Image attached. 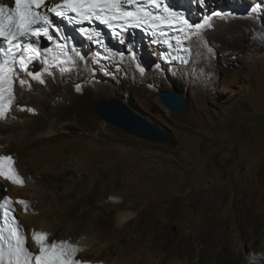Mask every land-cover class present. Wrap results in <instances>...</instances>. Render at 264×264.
<instances>
[{
	"label": "rangeland",
	"instance_id": "374dc122",
	"mask_svg": "<svg viewBox=\"0 0 264 264\" xmlns=\"http://www.w3.org/2000/svg\"><path fill=\"white\" fill-rule=\"evenodd\" d=\"M257 26L264 27V19L235 43L218 44L213 56L209 51L206 71L197 78L195 64L188 70V78V72L176 77L168 74L173 85L157 78L156 69L152 77L158 80L150 88L151 81L128 80L131 74L127 72L121 75L123 81L113 94H101L97 100L87 94V111H81L84 103L75 99L56 114L70 121V129L55 136L51 149L60 161L72 160L61 165L58 174L70 178L77 188L71 197L61 199V205L68 206L81 195L88 182V186H96L89 200L76 204L85 218L64 233L73 236L85 229L107 237L112 248L101 256L103 260L120 257L133 262L144 251L155 264L160 259L175 261L173 250L198 259L212 249L214 263L229 257L227 264H264V35L258 33ZM146 52L149 66L157 68V58L150 50ZM68 85L73 88L72 81L64 84L71 91ZM172 87L185 101L182 114L165 109L157 97L159 91ZM112 98L129 99L135 110L131 109L164 129L175 147L134 137L103 122L96 105ZM50 102L40 107H53ZM42 121L47 119L42 116L38 122ZM7 132H0V136ZM12 138L9 154L18 158L29 174H44L28 167L20 140L13 134ZM78 171L87 177H77ZM64 191L58 189L59 193ZM194 200H199L200 206ZM36 204L42 207L43 201ZM170 209L175 215L163 220L172 246L164 252L138 243L130 250L128 241L145 232L140 223L151 212L161 216ZM115 214L133 217L119 230ZM201 231L206 237L196 235ZM189 232L194 234L188 236Z\"/></svg>",
	"mask_w": 264,
	"mask_h": 264
},
{
	"label": "bare ground",
	"instance_id": "6f19581e",
	"mask_svg": "<svg viewBox=\"0 0 264 264\" xmlns=\"http://www.w3.org/2000/svg\"><path fill=\"white\" fill-rule=\"evenodd\" d=\"M240 1L241 5L226 11L222 17L218 18L219 20L215 22L213 30L196 38L189 61L184 65L173 67L172 70L168 71L167 75L163 73V68L160 64L157 68L153 69L149 66V59L147 60L148 54L146 52L143 54V57L137 56L134 59L127 57L123 61L118 62L114 60L110 64H103L98 68H93L89 59H87L86 62L83 60V53L81 51V53H76L79 60L76 63V69H69L68 72L63 74L51 71L48 75L43 76L42 80L44 83L29 81L27 78H24L26 83L23 86L20 82L15 85L16 106L5 121H0V132L6 129L8 131V135L0 136V154H9L8 149L10 148V144L13 143V134V136H16L20 140L19 145L22 151L24 150L23 152L26 153V161L30 163L29 166L26 165L31 169H35V171H38V169L42 170L44 174L35 171V173L33 172L34 175L29 174L28 170L26 171L27 167L22 166L19 159L15 157V164L18 172L24 178L25 184L24 186H15L3 183L0 186V196L6 194L12 198H23L27 199L32 204L24 213L17 210L15 214L16 216L18 215L22 225L25 227V233L29 241L33 231L45 230L48 232L49 239H69L72 243L81 245L82 250L78 258L80 257L83 261H103L109 264H152L150 256L144 251L140 258H135L133 262H126L120 259V257H117V259L103 260L101 256L108 253L112 248V242H110L107 237L104 235H97L93 231L85 229L73 236H71V234L69 235L68 232L64 233L65 231H69L68 228H70V226L74 227L75 223L85 218V212H81L80 210L77 211L78 207L76 204L89 200V198L93 196V190H95L96 186H88V182V184L83 185L85 191H83L81 195L74 200L72 199L68 206L61 205V199L71 197L77 188L75 186L76 184L73 185L71 183L70 178H63L62 175L58 174L59 170H61L60 166L65 163H72V160L68 161L65 158L64 161H60L51 149L52 140L60 133L70 129V121L68 119H61V117H57L56 114L62 112L64 106L75 99H78L80 103H84L80 105L83 107L81 111H87L89 108V101L85 99L87 94H91L93 100L99 99L101 94H113L119 87L117 84L123 81L121 75L127 72L131 74L128 76V80H135V78H138L139 81L143 82L151 81L150 88H152V83L155 84L156 80H158L152 77L156 69L159 72L156 73L157 78L159 76L161 80L169 82L171 79L168 74L176 77L181 73L188 72L195 64V70H193V72H195V77L197 78L198 74H201L202 71L205 70V65L207 66V63L210 62L206 60L209 51V54L212 55L218 44L224 43L228 45V42L235 43L251 32L253 27L259 24L260 20L264 19V0ZM247 12L248 14L244 15ZM231 15H238V17L231 18ZM225 19L227 20L226 22ZM257 27L258 33L264 35V27ZM196 62L199 63L197 64ZM190 75V72H188L186 78H188V76L190 77ZM64 80L66 82L72 81L73 88L68 85L71 91H67L68 89L65 88L64 84L66 82H64ZM168 84L173 85V82L171 81ZM50 101L53 102V107L48 109L40 107L46 105L47 102ZM123 101L129 105L130 108L132 107L129 99L124 98ZM27 109H33L34 111L29 112ZM42 116L47 119L46 122H38ZM10 130L14 132L10 133ZM57 168L58 171L55 172ZM75 173L79 178H84V175L87 177L86 174L80 171ZM28 176H31V179H29ZM97 177L100 179L101 175L98 174ZM64 183L67 184V188H63L65 186ZM58 189H65V191L59 193ZM217 192L218 190H215V193ZM199 200H194V204H196L197 207L200 206ZM38 201H43L42 207L36 204ZM175 213L174 209L163 212L161 216H158L156 212H151L150 217L139 225L145 232L140 233V237L137 236L135 239L128 241L129 249L134 250L138 243H145L151 250L167 251L166 249L172 246L168 239L171 234L167 232L163 218L165 216H174ZM115 217L116 227L121 230L123 222L133 216L126 217L115 214ZM193 234V232H189L187 235L192 236ZM196 235L206 237L202 231ZM69 236L72 238L70 239ZM52 239H50V241ZM34 252H36V249ZM174 253H176L175 257L177 258L175 261L160 259L155 260L157 261L155 264H219L213 262L216 253L215 250L212 249L204 253L205 255H199L198 259L192 255L188 256V254L183 257L184 255L176 250L172 251V254ZM232 254L236 256L235 253L232 252ZM233 255H231V258L234 259ZM180 258H182V260L178 261ZM194 260L196 261L194 262ZM227 261L229 262V257L226 259L224 258L220 264H227Z\"/></svg>",
	"mask_w": 264,
	"mask_h": 264
},
{
	"label": "snow or ice",
	"instance_id": "6c2138e0",
	"mask_svg": "<svg viewBox=\"0 0 264 264\" xmlns=\"http://www.w3.org/2000/svg\"><path fill=\"white\" fill-rule=\"evenodd\" d=\"M133 2L134 0H126L129 5ZM148 2L158 8L156 13L141 8L135 13L126 11L119 0H63L62 3L53 4L51 7L47 5L46 0H13L14 6L11 7L0 4V38L3 40V43H0V53H3L4 57L0 62V100H3L5 92L8 93L9 101L14 99L12 85L15 78H19L22 86L26 83L24 73L28 64L36 59L34 54L39 51L37 41L41 37L52 39L53 21L49 14L80 21L95 18L109 24L123 21L133 23L137 27L146 22L152 28L153 35L157 31L163 35L167 29L172 28L183 33L185 40L199 35L202 30L212 26L208 17L202 22L191 24L186 18H179V14L174 13L168 6L160 8L157 0H148ZM41 8L46 11H39ZM178 18L179 24H173L172 21ZM55 31L57 35L63 36L58 27ZM46 51L51 52L52 49ZM60 51L64 52V46H60ZM16 63L19 64L18 69L14 67ZM32 79L44 83L38 75H32ZM27 111L34 110L27 109ZM4 113L5 108L0 105V117H3ZM4 162H7L6 167ZM0 175L13 183H23L12 167L9 156H0ZM0 199H4L6 206L9 205L7 198ZM17 203L24 205L25 208L28 207L23 200ZM5 215H9L8 207H5ZM32 240L36 245L35 253L26 246V237L20 231L13 214L12 227L7 228V234L5 228L0 227V264H84L74 258L76 253L82 250L74 244L50 241L47 233L39 231H33Z\"/></svg>",
	"mask_w": 264,
	"mask_h": 264
},
{
	"label": "water",
	"instance_id": "95a60500",
	"mask_svg": "<svg viewBox=\"0 0 264 264\" xmlns=\"http://www.w3.org/2000/svg\"><path fill=\"white\" fill-rule=\"evenodd\" d=\"M157 97L163 107L170 112L174 114L184 112L185 101L176 87H172L168 91H159ZM96 113L103 122L111 124L129 135L175 147V143L164 129L153 125L120 99L112 98L98 102Z\"/></svg>",
	"mask_w": 264,
	"mask_h": 264
},
{
	"label": "clouds",
	"instance_id": "9594fccd",
	"mask_svg": "<svg viewBox=\"0 0 264 264\" xmlns=\"http://www.w3.org/2000/svg\"><path fill=\"white\" fill-rule=\"evenodd\" d=\"M8 1V0H7ZM6 0L3 1L2 3L5 4L7 2ZM196 0H190V2H192L188 7V14H187V17L186 19L188 20L189 23L191 24H195L197 22H202L205 17H208L209 18V23L212 25L211 27H207L205 28L204 30H202V32L199 34V35H194L192 38L186 40L187 43H188V46L186 45V47L182 48V49H186L187 52V55H185L184 51L182 53L179 54L178 57H176L175 59H162L161 56L158 54L157 52V45L155 44H149V43H141V47H140V50L135 52V50L133 51H127L123 54L122 58H118L117 60L114 58V60L116 61H123L124 59H126L127 57H130L132 59H134L132 56V53L135 54V57H139V56H142L143 57V54L150 50L152 52L151 55H154L157 60H158V65L160 64L163 68V73L165 74V72L167 71H170L172 70L173 67H178V66H181V65H184L187 63V61H189L190 59V56L192 54V51H193V48H194V43L196 42V38L199 37V36H202L204 35L205 33H207L208 31H211L214 29V26H215V22H217L219 19V17H222V15L226 12V11H229V10H232L233 8H235V6H238V5H241V1L240 0H229L227 1L226 3L229 4L231 3V5H227V8L224 7L223 10H219V13L218 12H214L212 11L207 5H204V6H200V5H193V3H195ZM191 6H195L193 7L192 9H190ZM227 20L225 19V22ZM147 53V52H146ZM148 54V53H147ZM84 60V58H83ZM114 60H110L109 62L105 63V64H110L112 63V61ZM176 60V61H174ZM78 58H76V61H75V64L72 68L76 69L77 66H76V63H77ZM85 61V60H84ZM86 62V61H85ZM104 63L103 62H100V63H97L96 65H92L93 68H98L100 67L101 65H103ZM71 68V69H72ZM161 68V69H162ZM54 71V70H53ZM57 72V71H55ZM68 72V71H67ZM59 73V72H57ZM59 74H63V73H59ZM37 82V81H36ZM31 204V203H30ZM22 224V223H21ZM23 226V225H22ZM24 227V226H23ZM24 230L25 227H24ZM26 234V233H25ZM27 236V235H26ZM53 240V239H52ZM58 240H69V239H58ZM57 240V241H58ZM70 241V240H69ZM71 242V241H70ZM71 244H74L71 242ZM74 245H78V244H74ZM81 246V245H80ZM80 255V254H79ZM78 255V256H79ZM78 258V257H77ZM80 260H82L80 257H79ZM103 262V261H102ZM106 263V262H105ZM109 264V263H108Z\"/></svg>",
	"mask_w": 264,
	"mask_h": 264
}]
</instances>
